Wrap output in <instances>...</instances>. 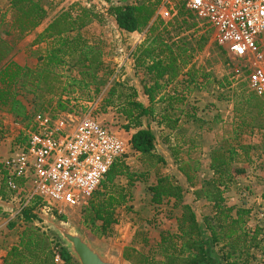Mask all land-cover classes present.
I'll list each match as a JSON object with an SVG mask.
<instances>
[{
    "label": "trees",
    "instance_id": "obj_1",
    "mask_svg": "<svg viewBox=\"0 0 264 264\" xmlns=\"http://www.w3.org/2000/svg\"><path fill=\"white\" fill-rule=\"evenodd\" d=\"M4 1L9 6L7 13L14 14L11 29L5 32L7 36L12 32L18 33L20 39L31 36L48 18L49 10L43 0ZM122 1L111 5L108 16L114 19L120 30L131 34L142 33L148 28L157 18L162 4V0H133L131 4H120ZM185 4V0H181L179 16L185 19L176 21V29L187 32L199 30L198 21L191 11L186 10ZM104 19L94 9L80 4L64 10L31 44L32 47L45 45V49L39 48L33 53L37 60L35 67L21 66L15 62L11 57L15 42L11 43L0 35V111L12 115L16 120L31 121L24 100L33 97L35 116L48 113L57 119L64 113L76 114L73 101H78V98L74 95L87 96L92 88H95V94L100 93L114 71L105 64L103 49L91 43L82 31L95 22L103 23ZM210 32L204 33L199 41L203 45L198 44L196 49H187V43L181 40L170 44L161 35H155L151 41L137 47L134 53L136 67L143 69V78L146 76L149 80L143 86L148 105L139 101L137 92L133 90L130 95L118 96L117 87L122 85L114 81L106 107H119L127 121L126 131H135L130 142L133 150L148 163L157 166L168 164L165 156L157 151V137L151 129V122L171 131L178 129L180 118H175L173 113L175 106L183 102V97L178 94L177 87L165 92L179 80L190 64L193 52L203 49ZM185 75L188 76V85L197 82L196 71L190 69ZM156 104L166 106L158 112ZM245 104L257 113L250 122L243 119L242 124L264 132V99L251 93ZM185 117L189 121L197 119L195 114L190 113ZM172 150L178 174L159 176L150 193L154 205L175 201L172 209L180 211L176 217V231H162L156 252L144 254L127 248L124 259L132 264H264V227L257 225L253 230L248 229L252 209L229 206L225 197L234 177L245 173L243 167H234V164L240 161V157L248 159L252 150L264 152V134L260 146L239 145L213 150L209 168L213 175L210 179L201 180L202 187L195 191L192 189L196 187L202 170L201 161L193 157L184 161L179 156L178 148ZM1 170L0 163V173ZM119 177H127L131 187L134 175L125 162H118L111 168L106 180L82 212L83 224L100 236H109L111 228L118 224L117 210L126 208L128 204L127 189L116 186ZM186 194H192L191 204L185 203ZM0 195L3 200L10 195L6 179L2 180ZM200 201L212 207L211 213L203 216L202 221L196 211ZM32 211V207L23 210L22 215L27 223H42L40 214ZM59 219L67 221L65 216ZM50 235L39 227L29 225L22 232L18 245L7 253L3 264H55L57 257L65 264H77L57 236L52 232Z\"/></svg>",
    "mask_w": 264,
    "mask_h": 264
},
{
    "label": "rangeland",
    "instance_id": "obj_2",
    "mask_svg": "<svg viewBox=\"0 0 264 264\" xmlns=\"http://www.w3.org/2000/svg\"><path fill=\"white\" fill-rule=\"evenodd\" d=\"M164 1L166 0H162L161 3ZM110 2L106 0H43V4L49 10V14L42 27H45V23L48 24L50 20H54L64 10L69 9L74 4L94 9L96 13L104 16L103 23L95 22L83 30L82 34L91 43L103 49L105 54L104 62L111 71H114L109 83L101 89L100 93L95 94V88H92L91 93L87 96L74 95V97L78 98V101H73L76 114L71 115L74 122L70 121V114L67 113L61 114L60 119L70 125H76L84 118L93 116L101 124L108 125L129 143L126 156L129 163L128 167H130L129 171L134 175V181L131 187L127 177H119L116 181V186L127 189L128 204L123 209L128 213L129 221L135 227L138 224L145 225V227L163 226L170 219H173V211L175 210L172 209V205L165 202L163 210L159 212L157 211V205H154L155 209L148 214L137 210L133 203L135 202V193L137 197L145 201L148 193H150V186L157 184L159 176L178 174V166L175 164L172 155L173 148L179 149V156L184 161H188L189 157L201 161L202 170L196 187L192 189V191H195L202 187L201 180L210 179L213 175L210 170L203 169V163L210 161L213 150L220 147L260 146L262 144L263 130L252 129V127L242 124L243 119L250 122L251 117L257 113L256 110L248 108L245 104L247 97L253 93L250 83V71L245 67V63L230 57L227 53L225 54L219 48L215 34L210 32L208 41L204 44L203 49L193 52V58L179 80L165 92L172 91L177 87L178 94L183 97V102L175 106L176 110L173 113L175 118H180L178 129L171 131L160 128L157 123L151 122V129L157 137L158 151L160 150L159 153L161 154L166 152L167 155H170L171 162L166 166L148 163L138 152L132 149L128 139L135 131H126L127 121L123 114L120 113L119 107H106V101L114 81L122 85V87H117L118 96L121 94L124 97L130 95L133 90L137 92L138 100L141 102L144 100L148 105L149 102L145 100L143 94V86L149 83V80L146 76L143 78L145 75L144 70L136 67L134 53L137 47L151 41L153 36L161 35L170 44L181 40L183 43H187V49H196L198 44L203 45V42L199 43V41L204 33L209 30L199 22V30L193 29L189 32L184 29L177 30L176 21L181 22L185 19L179 16L180 8L177 17L172 20H169V18L164 19L160 16L161 4L157 18L153 20L148 28L142 33H127L120 30L114 19L108 16V10L111 5L119 3V0H110ZM132 2L133 0H123L120 4H131ZM180 2L181 0H177L175 4L180 5ZM8 8V3L0 0V35L11 41V43L15 42V50L11 56L15 62L21 66L35 67L37 60L34 58L33 53L39 48L45 49V45L32 47L31 44L42 33L40 31L43 28L40 27V30L24 39H20V35L16 32H12L10 36L5 35V32L11 29L14 21V14L12 12L7 13ZM5 15L6 17L3 19ZM190 69L196 71L198 77L197 82L193 85L187 84L188 76L185 75ZM204 75H208V77L205 78L203 77ZM24 101L27 102L26 104L32 117L31 121L16 120L12 115L0 111V148L2 145L7 146L8 154L12 142L17 136L27 131L35 117L36 107L35 104H32L33 97ZM165 106V104H156L155 108L159 112ZM187 113H190V115L195 114L197 119L187 120L185 117ZM46 115L50 116L51 114L46 113ZM147 124L148 122L145 120V125ZM237 132L238 134L235 135ZM211 140L213 143L210 150L209 142ZM249 155L248 159L240 157V161L234 164V167H243L245 173L234 177V180L229 184L225 197L229 206L252 209L247 227L253 230L257 225L264 227V152L252 150ZM124 162L126 163V157ZM9 193L7 200L0 198V208L2 209V213H0V248L8 249L12 247L13 243L19 242L22 232L29 225L39 227L49 235L51 232L54 233L42 220V223L38 221H34L32 224L27 223L22 215V204L14 199L12 192ZM87 205L81 208L65 210L63 214L56 215L55 218L59 219V217L65 216L67 221L64 222L72 224L71 222L79 221V217H81L82 221L77 225V229L90 240H94L99 235L92 233L83 224L82 212ZM211 210L212 207L209 204L196 206L200 221ZM32 213L34 212L32 211ZM50 237L53 241V237L51 235Z\"/></svg>",
    "mask_w": 264,
    "mask_h": 264
},
{
    "label": "built area",
    "instance_id": "obj_3",
    "mask_svg": "<svg viewBox=\"0 0 264 264\" xmlns=\"http://www.w3.org/2000/svg\"><path fill=\"white\" fill-rule=\"evenodd\" d=\"M175 2L162 3V18L178 16L180 5ZM185 2L186 10L215 34L218 45L245 63L253 93L264 98V0ZM60 117L36 115L27 131L12 142L0 173V192L6 179L7 190L23 210L32 207L34 213L53 217L87 205L111 168L124 162L129 147L93 116L76 125ZM69 118L74 122L71 114Z\"/></svg>",
    "mask_w": 264,
    "mask_h": 264
},
{
    "label": "crops",
    "instance_id": "obj_4",
    "mask_svg": "<svg viewBox=\"0 0 264 264\" xmlns=\"http://www.w3.org/2000/svg\"><path fill=\"white\" fill-rule=\"evenodd\" d=\"M52 21L53 20H50L48 24L45 23V27L41 26V28L43 29H41L42 31L40 32H43ZM38 30H40V28ZM145 100L148 101L147 97H145ZM142 102L145 103L144 100ZM131 139H132V135L128 139L129 142H131ZM212 143L213 141L211 140L209 142L210 150L212 149ZM157 151H158V146H157ZM161 155L165 156L168 164L171 162L170 161L171 157L170 155H167L166 152L162 153ZM8 156H9L8 147L2 145V147L0 148V163L6 160ZM126 165L129 166V163L127 162V156H126ZM210 165H211V158H210V161H205V163H203V169L209 170ZM151 187L152 185L150 186V188ZM135 196L136 197H135V202L133 203V206H135L137 210H140L143 213L146 212L150 214L155 209L154 204L151 202V193H148L145 201H142L143 200L142 198L137 197L136 193H135ZM184 201L187 204H191L193 202V196L190 194L185 195ZM174 202L175 201L172 200L169 204L173 206ZM200 205L206 206L208 204L206 202H199L197 203L196 206H200ZM163 206L164 204L157 205V211L158 212L162 211L164 208ZM133 210L135 209L133 208ZM176 211L177 210L173 211V219H170L169 222L166 223V225L157 226V227H145V225L138 224V226L135 227L134 224L133 223L131 224V222L129 221L130 219L128 218L129 217L128 213L123 208H119L117 210L118 224L114 225L111 228V232L109 236H100L98 233H96L95 235H99L98 238L96 237L94 238V240L91 239V241L95 245L103 249L104 251L121 256L123 263L132 264L131 262L126 261L124 259V253L126 249L132 248L144 254H150V253L156 252L158 249V245L161 241L162 231H172V232L176 231V227H177L176 217L180 214L179 210L177 211V213ZM210 213L211 211L208 214H205V216L209 215ZM80 218L81 217H79V221L75 219L77 222L76 221L71 222L72 225H74L76 228H78L77 225L80 224L82 221ZM18 243L19 242L13 243L12 247L17 246ZM12 247L8 249L0 248V264H3L4 258L6 257L7 253L10 251ZM216 251L218 252V248H216ZM55 264H65V263L62 262L60 258H58L56 259Z\"/></svg>",
    "mask_w": 264,
    "mask_h": 264
},
{
    "label": "water",
    "instance_id": "obj_5",
    "mask_svg": "<svg viewBox=\"0 0 264 264\" xmlns=\"http://www.w3.org/2000/svg\"><path fill=\"white\" fill-rule=\"evenodd\" d=\"M40 219L57 235L78 264H122V257L104 251L70 223L47 214Z\"/></svg>",
    "mask_w": 264,
    "mask_h": 264
}]
</instances>
